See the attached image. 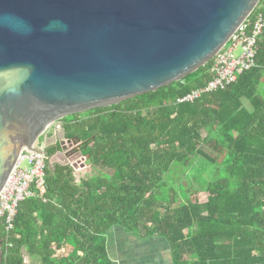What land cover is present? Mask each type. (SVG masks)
<instances>
[{
	"label": "trees",
	"instance_id": "trees-1",
	"mask_svg": "<svg viewBox=\"0 0 264 264\" xmlns=\"http://www.w3.org/2000/svg\"><path fill=\"white\" fill-rule=\"evenodd\" d=\"M256 14L264 20V0L249 21ZM256 48L254 68L191 103L175 101L211 80V60L154 92L60 120L90 175L75 183L72 169L45 164L42 191L19 203L7 238L0 219V264H112L113 227L162 238L170 264H264V29Z\"/></svg>",
	"mask_w": 264,
	"mask_h": 264
},
{
	"label": "water",
	"instance_id": "water-1",
	"mask_svg": "<svg viewBox=\"0 0 264 264\" xmlns=\"http://www.w3.org/2000/svg\"><path fill=\"white\" fill-rule=\"evenodd\" d=\"M258 1L0 0V190L22 150L46 157L53 149L46 159L64 155L68 168H83L80 143L66 139L60 120L193 73ZM3 16L25 30L4 25ZM54 22L66 30L49 27ZM67 146L79 156L76 164Z\"/></svg>",
	"mask_w": 264,
	"mask_h": 264
},
{
	"label": "built area",
	"instance_id": "built-area-1",
	"mask_svg": "<svg viewBox=\"0 0 264 264\" xmlns=\"http://www.w3.org/2000/svg\"><path fill=\"white\" fill-rule=\"evenodd\" d=\"M264 29L261 15L249 16L241 23L225 46L211 59V80L200 89L176 99L177 104L191 103L201 94L223 90L243 72L255 67L256 43ZM46 157L22 150L6 183L0 190V219L5 237L13 230L17 207L22 201L37 197L44 186Z\"/></svg>",
	"mask_w": 264,
	"mask_h": 264
},
{
	"label": "crops",
	"instance_id": "crops-1",
	"mask_svg": "<svg viewBox=\"0 0 264 264\" xmlns=\"http://www.w3.org/2000/svg\"><path fill=\"white\" fill-rule=\"evenodd\" d=\"M69 147L72 146H67V148ZM62 157V155L55 154L54 158L49 161L53 160L52 164L66 166ZM47 162V166H51L50 162ZM80 178L82 177L79 176L78 179H75V183H78ZM105 248L112 264H170L169 247L166 241L158 236L146 237L141 233H127L120 227H113L106 234ZM64 250L58 251L57 254L64 253ZM23 261L24 264L25 261L26 264H30L27 256H24Z\"/></svg>",
	"mask_w": 264,
	"mask_h": 264
},
{
	"label": "rangeland",
	"instance_id": "rangeland-1",
	"mask_svg": "<svg viewBox=\"0 0 264 264\" xmlns=\"http://www.w3.org/2000/svg\"><path fill=\"white\" fill-rule=\"evenodd\" d=\"M73 117V115H70V116H67L66 118L67 119H71ZM40 139V138H39ZM39 142H41V141H39ZM66 152H73V153H75V154H73V155H71L72 157H71V161H73V162H75V164H76V161L79 159V156L77 155V153L76 152H74V148H72L71 149V147H69V148H67V150H66ZM63 156V159H64V155H62ZM48 162H50L49 160L50 159H46ZM53 161V160H52ZM52 161L50 162V164H52ZM61 161V160H60ZM47 162V163H48ZM62 162V161H61ZM63 163L65 164L66 162H65V160L63 161ZM203 165V164H202ZM76 166H77V169L76 170H72V174H74L73 176H74V178L75 179H78V177L80 176V177H88L89 175H90V171H91V167H90V165H88L87 163H86V161H85V166L83 167V168H80L79 167V165H77L76 164ZM180 167V166H179ZM202 168H204V165L199 169V170H201ZM173 169H175V170H177V167H173ZM192 170H193V168H192ZM191 170V171H192ZM186 171H187V169H186ZM79 172V173H78ZM193 173H195V172H193ZM171 175V177L169 178L168 177V181H169V183H170V187L173 185V186H175L176 184H177V179L179 178V177H181V174H179L178 172H174V173H171L170 174ZM167 176V175H166ZM184 177V176H183ZM183 180H184V178H182ZM180 180V179H179ZM174 182H176V183H174ZM174 183V184H173ZM199 199L200 200H203L204 199V195L203 194H200L199 195ZM25 264H26V261H25Z\"/></svg>",
	"mask_w": 264,
	"mask_h": 264
},
{
	"label": "clouds",
	"instance_id": "clouds-1",
	"mask_svg": "<svg viewBox=\"0 0 264 264\" xmlns=\"http://www.w3.org/2000/svg\"><path fill=\"white\" fill-rule=\"evenodd\" d=\"M2 22H3L4 25H7L8 27L13 29L14 31L25 30V26L22 25V22L19 21L15 17H12V16L4 17L3 16L2 17ZM57 25H59V22H54L49 27H55ZM59 26L63 27L66 30V25H59Z\"/></svg>",
	"mask_w": 264,
	"mask_h": 264
},
{
	"label": "flooded vegetation",
	"instance_id": "flooded-vegetation-1",
	"mask_svg": "<svg viewBox=\"0 0 264 264\" xmlns=\"http://www.w3.org/2000/svg\"><path fill=\"white\" fill-rule=\"evenodd\" d=\"M50 130H51V127L50 128H48L47 130H46V132H45V134L44 135H48L49 134V132H50ZM41 140V139H40ZM39 140V141H40ZM50 150H48L47 151V153L49 152ZM49 155V154H48ZM48 155L46 156V157H48ZM60 156V155H59ZM63 158V157H62Z\"/></svg>",
	"mask_w": 264,
	"mask_h": 264
}]
</instances>
